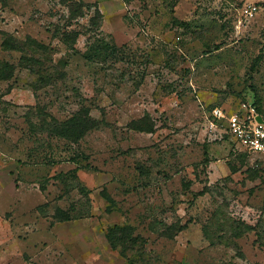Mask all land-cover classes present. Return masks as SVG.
I'll use <instances>...</instances> for the list:
<instances>
[{"label":"rangeland","instance_id":"rangeland-1","mask_svg":"<svg viewBox=\"0 0 264 264\" xmlns=\"http://www.w3.org/2000/svg\"><path fill=\"white\" fill-rule=\"evenodd\" d=\"M4 64L0 264H264V156L208 128L264 117V0H0Z\"/></svg>","mask_w":264,"mask_h":264},{"label":"built area","instance_id":"built-area-1","mask_svg":"<svg viewBox=\"0 0 264 264\" xmlns=\"http://www.w3.org/2000/svg\"><path fill=\"white\" fill-rule=\"evenodd\" d=\"M260 7L255 4H244L240 11V18L253 19ZM212 120L208 121L209 130L220 125L246 152L264 156V117L250 105L241 104L236 112L229 113L221 108H215L211 113ZM258 117L261 121H258Z\"/></svg>","mask_w":264,"mask_h":264},{"label":"trees","instance_id":"trees-1","mask_svg":"<svg viewBox=\"0 0 264 264\" xmlns=\"http://www.w3.org/2000/svg\"><path fill=\"white\" fill-rule=\"evenodd\" d=\"M20 46V44L15 42L11 43L7 40L3 41V47L5 50L20 52L22 51ZM108 48L109 46H106V49ZM10 76L11 71L7 65H0V80H8ZM83 113L84 112H82L81 115L77 114L78 116H73L72 118L65 121H57L54 118H50L49 122L45 120L43 121L41 128H39V131L47 133L53 138L57 137L59 139L70 141L71 143H77L85 136L87 130L90 128L88 124L89 120ZM131 232L132 231L130 228H120L118 226H114L109 230L107 238L112 249H117L119 246H121L120 255L123 258L129 260L130 263H133V261L129 259L128 253H133V251L136 250L138 242L141 239L134 237Z\"/></svg>","mask_w":264,"mask_h":264},{"label":"water","instance_id":"water-1","mask_svg":"<svg viewBox=\"0 0 264 264\" xmlns=\"http://www.w3.org/2000/svg\"><path fill=\"white\" fill-rule=\"evenodd\" d=\"M258 121H261V118L260 117H258Z\"/></svg>","mask_w":264,"mask_h":264}]
</instances>
